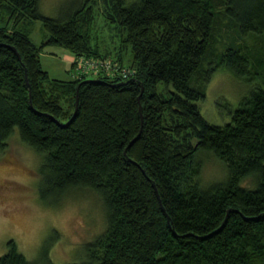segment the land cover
I'll return each mask as SVG.
<instances>
[{"label":"trees","instance_id":"1","mask_svg":"<svg viewBox=\"0 0 264 264\" xmlns=\"http://www.w3.org/2000/svg\"><path fill=\"white\" fill-rule=\"evenodd\" d=\"M39 2L0 0L1 22H12L0 26V151L18 129L43 156L45 203L59 205L77 189L101 200L105 230L68 264H264V85L222 125L198 105L219 67L248 80L264 69L263 57L252 60L236 41L224 51L213 45L220 16L242 35L262 34L264 0H103L105 19L125 30L129 64L94 41L92 0L61 18L42 14ZM32 20L48 32L40 45ZM47 45L131 74L52 79L40 56ZM209 155L226 169L224 181L203 183ZM8 245L0 264H31Z\"/></svg>","mask_w":264,"mask_h":264},{"label":"rangeland","instance_id":"2","mask_svg":"<svg viewBox=\"0 0 264 264\" xmlns=\"http://www.w3.org/2000/svg\"><path fill=\"white\" fill-rule=\"evenodd\" d=\"M82 1L40 0L39 8L46 16L61 18ZM92 3L94 41L100 51L120 55L129 64L132 60L130 46H122L125 30L118 23L105 19L103 0H92ZM11 25L10 21L6 24L0 20V26ZM31 27V39L40 45L48 32L41 20H32ZM241 33L232 20L220 16L213 45L217 51H224L236 41L251 52L252 60L258 54L262 56L264 64V32ZM66 54L72 55L59 46L47 45L42 49V66L50 78L72 79L73 71L69 70ZM251 74L248 80L226 66L213 73L206 86L205 99L198 102L202 115L209 123L222 125L229 121L230 110L238 107L241 100L258 86L264 85V69H260V73L253 70ZM199 77L197 80L202 84ZM44 86L51 91L49 81H45ZM63 100L61 97L60 103H64ZM14 133L8 139L6 149L0 151V256L8 252V244L13 241L31 264H48L47 259L53 264L80 263L85 256V245L105 230L106 213L101 200L89 189H77L69 192L59 205L45 203L39 195L43 156L21 141L18 129ZM226 172L224 166L209 155L203 164L202 181L204 184L224 181Z\"/></svg>","mask_w":264,"mask_h":264},{"label":"built area","instance_id":"3","mask_svg":"<svg viewBox=\"0 0 264 264\" xmlns=\"http://www.w3.org/2000/svg\"><path fill=\"white\" fill-rule=\"evenodd\" d=\"M73 65L75 71L74 77L80 78L83 75H98L105 73L107 75L123 74L124 76L130 75L131 71L126 68H120L117 63H113L107 59L95 58V57H74Z\"/></svg>","mask_w":264,"mask_h":264},{"label":"water","instance_id":"4","mask_svg":"<svg viewBox=\"0 0 264 264\" xmlns=\"http://www.w3.org/2000/svg\"><path fill=\"white\" fill-rule=\"evenodd\" d=\"M78 91H79V87H77V96H76V104H75L76 107H75V112H74L72 118L75 117L76 112H77V110H78V100H79V99H78ZM72 118H71V119H72ZM134 141H135V140H134ZM125 154H126V152H125ZM153 186H154V188H155V190H156V192H157V194H158V191H157V188H156L155 184H153ZM158 198H159V201L161 202V198H160L159 194H158ZM162 208H163V210L165 211V208H164L163 206H162ZM231 210H233V209H231ZM231 210H229V212H230ZM168 219H169V217H168ZM226 221H227V219L223 222V224L221 225V227H220L219 229L216 230L217 232L220 231V230L225 226Z\"/></svg>","mask_w":264,"mask_h":264},{"label":"crops","instance_id":"5","mask_svg":"<svg viewBox=\"0 0 264 264\" xmlns=\"http://www.w3.org/2000/svg\"><path fill=\"white\" fill-rule=\"evenodd\" d=\"M65 60H67V62H68V64H69V67H70V72H71V67H72V64H73V60H74V56L73 55H68V54H66L65 55ZM72 79H73V76H72Z\"/></svg>","mask_w":264,"mask_h":264}]
</instances>
